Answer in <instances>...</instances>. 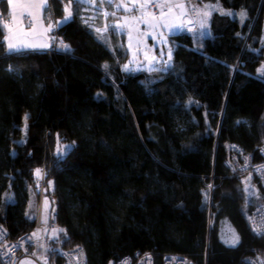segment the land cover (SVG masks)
Listing matches in <instances>:
<instances>
[{
	"label": "trees",
	"instance_id": "trees-1",
	"mask_svg": "<svg viewBox=\"0 0 264 264\" xmlns=\"http://www.w3.org/2000/svg\"><path fill=\"white\" fill-rule=\"evenodd\" d=\"M209 1L229 12H210L204 35L173 34L165 70H125L124 34L105 31L101 13L76 0L52 5L53 18L71 5L72 17L52 31L68 50L9 54L0 21V223L9 237L32 228L36 170L46 163L65 227L59 243L80 245L87 264L135 251H150L155 264L168 252L196 264L262 255L264 237L246 214L264 191L252 177L257 195L245 204L224 161L229 143L258 159L264 142V76L256 74L264 0ZM21 107L29 121L13 170L9 137ZM57 137L72 143L63 157L50 152ZM228 229L239 243L226 242Z\"/></svg>",
	"mask_w": 264,
	"mask_h": 264
},
{
	"label": "built area",
	"instance_id": "built-area-1",
	"mask_svg": "<svg viewBox=\"0 0 264 264\" xmlns=\"http://www.w3.org/2000/svg\"><path fill=\"white\" fill-rule=\"evenodd\" d=\"M199 0H180L171 2L164 0L165 3L173 5L184 4L185 12L181 15V10L176 8L177 17L182 27L180 32L191 31L198 24V17L195 3ZM166 10V9H165ZM154 15L159 14V10L154 4L148 9ZM1 22H9L8 17L0 14ZM29 25V22L25 20ZM62 39L54 35L52 49H57ZM258 159L243 149L237 143H229L226 145L225 165L231 176H241L245 173L251 174L257 181L259 188L264 191V172H258L257 168L264 166V142L258 145ZM247 158V159H246ZM49 165L43 163L40 167V174L37 182L33 185L35 196V216L32 228L17 237L11 238L7 229L0 223V233L6 232L7 235L0 238V264H20L23 259H30L36 264H87L84 251L80 245L72 247H63L60 245V237L65 233L57 232L53 236V230L63 229L65 227L58 221L57 210L58 201L56 194L52 191L51 185L47 179V171ZM211 186V187H209ZM209 193L212 184H208ZM45 200L48 201L47 207ZM246 219L251 232L258 237H264V200L253 205L246 214ZM46 221V222H45ZM260 229V231H256ZM36 232L37 236L32 234ZM7 253V255H2ZM173 258H176L173 260ZM249 264H264V252L260 257L247 256L244 258ZM155 264L153 254L150 251H135L132 255H126L116 260H110L108 264ZM162 264H196L190 257L168 252L163 255Z\"/></svg>",
	"mask_w": 264,
	"mask_h": 264
},
{
	"label": "rangeland",
	"instance_id": "rangeland-1",
	"mask_svg": "<svg viewBox=\"0 0 264 264\" xmlns=\"http://www.w3.org/2000/svg\"><path fill=\"white\" fill-rule=\"evenodd\" d=\"M40 2L41 0H13V3L16 5L15 8H13L12 4L7 3L8 13L10 11L9 13L10 18L7 24L9 25L13 33L18 34V39L14 40L13 42L18 44L22 43L26 45H33L34 47H37L43 44L47 36L51 38V41H48L49 48L53 46L54 34H52V31L54 30L55 26L53 30L50 31L49 33L44 31V29L47 28L48 23L50 22V20L46 18V14H43L41 16V19L43 20V27L41 26L40 20L34 21L33 26H30L25 23V20L29 21L30 19V17L27 16L28 12H32L34 14L37 12V9L32 7H25V5L38 4ZM145 2H149V0H111V4L108 3V0H103V3L101 2V0H89V3L85 4V5H89L88 8L90 9V13L93 12H96L98 14L101 13V16L103 17L104 25L105 27H107L108 31L110 26L112 27L116 25L121 26L114 28L117 31V33L124 34L125 47L127 50V58L123 63V66L124 69H125V65L128 66L127 71H137L142 68L147 70H150L152 68L165 70L169 63L168 50L170 49V38L180 29L179 28V29L170 30L164 27H160V28L151 27L150 23H154L153 21H151V17L148 16L147 14L142 15L140 11H137L134 8V5L138 6L140 3H145ZM116 4H123L128 9L131 10L126 11L124 7L117 9L115 7ZM66 5L69 4H65L64 8ZM209 5H211L210 8L206 7ZM194 6L196 8V12H197V6L199 10V14L197 12V17L199 18V21L196 26V30L202 35L205 34V23H206V18L208 16V15L207 16L204 15L205 12L209 14L212 11L229 12L223 9L217 2H212L209 0H199L195 3ZM69 11H71V7L69 8ZM165 11H167V9ZM22 13H24L23 16L21 15ZM105 13H108V15L106 16ZM111 13H115V15L113 16L111 15ZM65 15L66 13L63 11L62 16L58 18H53L51 16V22L54 23L55 21L63 20ZM13 17H15V22H13ZM166 18L169 21H175V23L180 24L175 7H173L171 13H168ZM145 21H148L149 23H145ZM2 23L3 25L5 24V22ZM4 30H5V45L7 47L9 41L6 39V37L10 36V32L7 28H4ZM161 33H163L164 37L167 39V43L160 42ZM153 37H155V39ZM62 44L66 45L65 43L60 42V44H58L56 48L64 49L62 47ZM32 48L33 47H30L27 50H30ZM138 48H141L142 57L145 59L144 64H138L136 62V50ZM161 52H163V56H161ZM165 62H167V65ZM261 69H264V59H262L260 65L256 70V74L258 76H264L261 74L260 71ZM25 117H27L26 121H25ZM28 121H29V115L27 111L22 107L19 108V111L14 117L13 129L9 137L10 162L13 170H18L19 168V164L25 144V142L24 143H20V142L25 141L26 139L27 127L25 128V123L27 124ZM69 145L72 146V143L63 142L57 137L54 140L52 147H50V152L59 157H63L65 153L69 151L67 149V146ZM60 152H63V155H60L59 154ZM239 180L243 187L245 204H248L250 201H252V199L256 198L257 188L255 184L252 182V176L249 173H245L239 176ZM246 185H247V190H245ZM207 194H209V190ZM35 205H36V201H35ZM34 216H35V211H34ZM233 235H235L234 232L228 229L224 237L226 242L231 243ZM24 261L29 262V264H36L35 262L27 258L23 259L20 262V264H22V262Z\"/></svg>",
	"mask_w": 264,
	"mask_h": 264
},
{
	"label": "snow or ice",
	"instance_id": "snow-or-ice-1",
	"mask_svg": "<svg viewBox=\"0 0 264 264\" xmlns=\"http://www.w3.org/2000/svg\"><path fill=\"white\" fill-rule=\"evenodd\" d=\"M59 0H41L40 3L38 4H31V5H25V7H32L37 9V12L34 14L32 12H28L27 16L30 17L29 19V25L33 26L34 21L36 20H40L41 22V26L43 27V20L41 19V16L43 14H46V18H48L50 20V22L48 23L47 28L44 29L45 32H50L53 30L54 26L55 27H59L61 24L66 23L71 17H72V12L69 11L70 8V4L66 5L64 8V12L66 13V15L64 16L63 20H58L55 21L54 23L51 22V16L53 15V8L52 5H54L55 3H58ZM101 2L103 3V0H101ZM9 4H12L13 8L16 7V5L13 3V0H8ZM77 4H87L89 3V0H76ZM108 3L111 4V0H108ZM152 4H154L155 8L159 10V15H154L151 12L148 11V9L150 8V6H152ZM115 7L117 9L124 7L126 11H130L131 9H128L125 5L123 4H116ZM173 7H178L181 10V15L184 14L185 12V5L184 4H170V3H165L164 0H149V2H145V3H140L138 6L134 5L135 10L140 11L142 13V15L147 14L148 16L151 17V21H153L154 23H150V26L153 28H160V27H164V28H168L170 30L172 29H179L182 27V25L175 23V21H169L166 17L168 15V13H171L173 10ZM206 7H211V5L206 6ZM165 9H167V11H165ZM209 13L205 12L204 15L207 16ZM228 15H231V13H226ZM22 16L24 15V13L21 14ZM105 15L107 16L108 13H105ZM111 15H115V13H111ZM246 13L241 12L240 13V17L241 20H243L245 18ZM13 22H15V17H13ZM145 23H149L148 21H145ZM4 28H7L10 32V36L6 37V39L9 41L7 48H8V53L9 54H15V53H22L25 50H27L30 47H34L33 45H26V44H22V43H15L13 42L14 40L18 39V34L17 33H13L11 28L9 27V25L7 23H5L3 25ZM114 27H121L120 25H116ZM107 30V27L105 28V31ZM97 32H100V29L96 30ZM155 39V37H153ZM160 42L161 43H167V39L164 37L163 33L160 34ZM3 41H0V46H3ZM40 47H48V45H40ZM62 47L65 50H68V46L67 45H63ZM169 51V56L168 59L171 60V49L168 50ZM161 56H163V52H161ZM167 65V62H165ZM105 67H107V65H105ZM125 70H128V66L125 65ZM261 74L264 75V69H261ZM27 120V117H25V121ZM239 123V122H238ZM27 127V124L25 123V128ZM25 141H21L20 143H24ZM71 145L67 146V149L70 150L71 149ZM60 155H63V152L59 153ZM247 159V158H246ZM258 172H264V166H260L257 168ZM36 174L37 176H39L40 174V170L37 169L36 170ZM211 187V186H209ZM245 190H247V185L245 187ZM48 201L45 200V206L47 207ZM46 222V221H45ZM63 232L65 230L63 229H59V230H53V236H56L57 232ZM256 231H260V229H256ZM7 233L6 232H2L0 233V238H2L3 236H6ZM33 236H37L38 233L34 232L32 234ZM239 243V236L233 235V238L231 240V244L235 245ZM2 255H7V253H4ZM176 258H173V260H175ZM22 264H29V262L24 261L22 262ZM123 264H127V261L123 262Z\"/></svg>",
	"mask_w": 264,
	"mask_h": 264
},
{
	"label": "crops",
	"instance_id": "crops-1",
	"mask_svg": "<svg viewBox=\"0 0 264 264\" xmlns=\"http://www.w3.org/2000/svg\"><path fill=\"white\" fill-rule=\"evenodd\" d=\"M169 1H171V2H178V1H180V0H169ZM197 12H198V14H199V10H198V6H197ZM9 13H10V11H9ZM8 13V10H7V13H6V16L8 17V18H10V14ZM208 17H209V14H208V16H207V18H206V23H205V34L207 33V30H208V28H207V22H208ZM198 21H199V18H198ZM49 33V32H48ZM48 41H51V38H49V37H47L46 36V39H45V41L43 42V44L42 45H49V42ZM48 49H51V48H49V46L48 47H40V46H37V47H33L32 49H30V50H48ZM6 50H7V52H8V48L6 47Z\"/></svg>",
	"mask_w": 264,
	"mask_h": 264
},
{
	"label": "water",
	"instance_id": "water-1",
	"mask_svg": "<svg viewBox=\"0 0 264 264\" xmlns=\"http://www.w3.org/2000/svg\"><path fill=\"white\" fill-rule=\"evenodd\" d=\"M136 62L138 64H144L145 63V59L142 57V51L141 48H138L136 50ZM149 63V62H148Z\"/></svg>",
	"mask_w": 264,
	"mask_h": 264
}]
</instances>
